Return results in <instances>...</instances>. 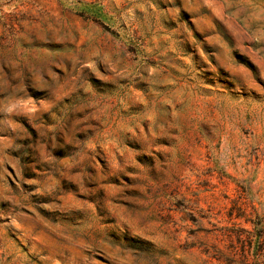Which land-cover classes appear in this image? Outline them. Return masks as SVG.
Listing matches in <instances>:
<instances>
[{
  "label": "rangeland",
  "instance_id": "1",
  "mask_svg": "<svg viewBox=\"0 0 264 264\" xmlns=\"http://www.w3.org/2000/svg\"><path fill=\"white\" fill-rule=\"evenodd\" d=\"M0 264H264V0H0Z\"/></svg>",
  "mask_w": 264,
  "mask_h": 264
}]
</instances>
